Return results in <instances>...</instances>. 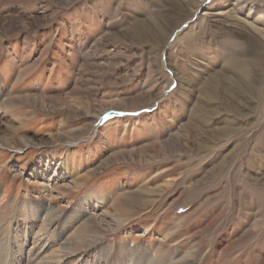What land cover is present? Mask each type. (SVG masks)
I'll use <instances>...</instances> for the list:
<instances>
[{
	"label": "rangeland",
	"instance_id": "1",
	"mask_svg": "<svg viewBox=\"0 0 264 264\" xmlns=\"http://www.w3.org/2000/svg\"><path fill=\"white\" fill-rule=\"evenodd\" d=\"M0 240L264 264V0H0Z\"/></svg>",
	"mask_w": 264,
	"mask_h": 264
},
{
	"label": "bare ground",
	"instance_id": "2",
	"mask_svg": "<svg viewBox=\"0 0 264 264\" xmlns=\"http://www.w3.org/2000/svg\"><path fill=\"white\" fill-rule=\"evenodd\" d=\"M141 28V27H140ZM140 28H138V29H136V30H134V33L136 32H139L140 30ZM45 207V206H44ZM26 208L29 210V212L30 211H33V212H36V213H39V211H41L42 209L43 210H47V208H43L42 206H41V204H35V203H32V205H30L29 207L26 205ZM50 218V217H49ZM49 218H48V220H49ZM75 220V219H74ZM65 226V225H64ZM67 226V225H66ZM68 227V226H67ZM67 227H64V228H62L63 230L65 229V228H67ZM61 229V230H62ZM62 230V231H63ZM57 237L58 238H60V237H62V232H60V233H58V235H57ZM39 239H37L36 241H35V243L36 244H38L39 243ZM9 244V243H8ZM7 244V245H8ZM20 246V249H21V244L19 245ZM0 247H1V240H0ZM130 250V249H129ZM139 251V250H138ZM137 250H130L129 251V253H128V261H129V263H131L132 261H134L133 263L134 264H154V261L155 260H153V258L152 257H150V256H145V255H143V254H145V253H143V252H141V254L140 255H142L141 256V259H137V254H136V252H138ZM37 252V251H36ZM36 252L33 254V255H36ZM147 254V253H146ZM126 255V254H125ZM145 256V257H144ZM2 257H3V253H2V251H1V248H0V264H2L1 263V259H2ZM19 260V259H18ZM45 261L43 260V261H41V263L40 264H43ZM5 263V262H4Z\"/></svg>",
	"mask_w": 264,
	"mask_h": 264
}]
</instances>
